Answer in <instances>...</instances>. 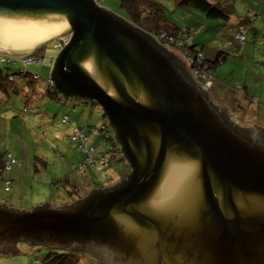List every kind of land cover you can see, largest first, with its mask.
<instances>
[{
    "label": "water",
    "instance_id": "95a60500",
    "mask_svg": "<svg viewBox=\"0 0 264 264\" xmlns=\"http://www.w3.org/2000/svg\"><path fill=\"white\" fill-rule=\"evenodd\" d=\"M0 10L68 19L72 34L59 40L51 77L65 97L102 106L132 168L123 184L65 206L0 205V251L17 249L18 239L48 247L90 240L96 264H240L248 256L264 264L263 128L230 118L252 139L234 131L223 119L230 109L206 97L208 86L97 0H0ZM57 36L0 45V55L22 58Z\"/></svg>",
    "mask_w": 264,
    "mask_h": 264
},
{
    "label": "rangeland",
    "instance_id": "374dc122",
    "mask_svg": "<svg viewBox=\"0 0 264 264\" xmlns=\"http://www.w3.org/2000/svg\"><path fill=\"white\" fill-rule=\"evenodd\" d=\"M97 1L116 15L127 17V11L121 5V0ZM158 1L168 7L169 19L191 27L193 35L188 42L196 41L197 47L209 59H214L219 50L227 55V58L210 72L212 77L215 79L219 77L227 83L238 86L239 89H243L240 85L244 84L250 86V90L264 88V19L250 12L246 2L256 5L261 0H237V8L234 12H229L230 16L227 19H212L194 7L177 6V0ZM71 34L70 26L55 37L57 40L32 49L30 53L33 57L43 59L45 62L36 60L26 63L24 58H20L9 59L4 63L0 60V65L7 67L11 73L24 67L25 71L40 77L37 81L44 88L47 86L54 59L59 51L56 49L60 45L59 40L67 39ZM241 34L245 36L242 41L237 39V36ZM188 57L182 60L189 66ZM203 83L208 85L206 81ZM22 84V80L16 83L17 86ZM217 86L219 87V84ZM217 86H214L213 91L216 92ZM235 86L233 87L235 90L242 92ZM24 91L25 88L21 93ZM47 91L48 89L44 97H37V99L34 98L35 92L32 89L25 96L8 97L0 93L5 101H0V156L11 152L13 156L21 160V163L15 165L12 170L5 171L6 177L14 179L11 180L12 191H6L3 181L0 180V203L23 211L33 210L38 206L46 205L47 202L59 207L67 204L69 195L58 184L52 185V181L56 179L53 176L62 179L69 173L71 161L78 164L83 159L85 152L79 147L81 140L72 138L77 127H85L87 132H90V128L96 127L99 130L98 135L91 134L87 146L93 145L96 149H100L103 145L106 120L98 103H87L82 99H67L62 102V100L52 99ZM224 101L228 103L229 100L225 98ZM36 103L39 110L30 111V107ZM262 103L259 110L256 108V112L264 118V102ZM220 106L225 107L223 104ZM7 107L11 109L12 114L7 113ZM25 107H28L29 111L25 112ZM5 113L8 119H5ZM234 113L238 115L241 122L245 121V115L242 112ZM66 114L70 116L71 121L64 123L62 118ZM9 115H16L13 122V118ZM259 120L261 119L258 118L256 121ZM110 143L112 144L111 141ZM108 154L111 155V151ZM122 157L123 154L119 151L107 164L95 162L89 166L90 175L87 171L80 174L74 172L75 174L72 175H75L73 178L79 188H75V195L70 199L71 203L84 198L94 189L114 185L123 180L125 165ZM44 161H46L45 165ZM17 249L16 252L8 253L0 251V264H39L36 262L37 259L42 260L48 253V249L43 246L38 247L22 242L18 243ZM84 255L78 257L77 264H96L93 259Z\"/></svg>",
    "mask_w": 264,
    "mask_h": 264
},
{
    "label": "trees",
    "instance_id": "16d2710c",
    "mask_svg": "<svg viewBox=\"0 0 264 264\" xmlns=\"http://www.w3.org/2000/svg\"><path fill=\"white\" fill-rule=\"evenodd\" d=\"M121 5L125 7L127 11V17L126 16L121 17L119 15L118 16L121 19H123L125 22L130 24L133 28L142 32L149 40L157 44L161 50H163L172 58L176 66L179 69H181L182 72L185 74L186 78L189 79L194 84H197L195 78H198L201 81H205V79L202 76L198 75V77H195V74H193L194 69H198L203 73L211 74L210 72L214 71L223 62V60L227 58V55L219 50L217 56L214 59H209L203 53L202 50L198 49L193 44V42L189 43L188 40L193 35L191 27L189 25H181L180 23L169 19L167 15L168 7L163 3H161L160 1L121 0ZM177 6H184L185 8L194 7L196 9L201 10L203 13H205L207 17L212 19H218V18L227 19L230 16L228 8L224 3L220 1L215 2L214 0H177ZM237 39L241 41L243 40L238 37ZM193 55H196V57L192 61L189 60L190 61L189 66L186 65V63L184 62V60H182V58L184 59L185 57L187 58L188 56L190 57ZM31 57L35 59L33 55ZM50 61L52 62L51 59ZM4 62H7V60L3 61L2 63ZM25 73H26L24 75L25 77L28 76V78L30 77L33 78V73L29 71H26ZM21 75L22 74L20 72V69L11 73L7 67H3L2 65H0V91L4 93L11 92L12 94L14 92L18 93L19 86H17L16 83L17 81L21 80L20 79ZM10 76H14V80H10ZM213 87H212V93L210 94L206 92L205 95L216 106V104L214 103L216 92L213 91ZM49 88L50 90L48 91V93L50 97L61 100L60 91L56 87H49ZM19 94H16V96ZM19 96L22 95L20 94ZM82 100L91 101L94 104L98 103L94 99L82 98ZM98 105L100 104L98 103ZM38 109L39 108L37 107H30V111L32 112H36L38 111ZM102 110H103L102 114L106 120L105 121L106 123L104 125L105 126L104 135H107L108 139L112 142L114 148L112 156H115L116 152H119L122 149L121 142L118 139L117 134L115 135L116 130L114 129L115 133L112 130L113 129L112 124H110V120L106 115L104 109ZM24 111L25 112L29 111V108L25 107ZM230 118L231 117L224 111L223 119L225 120L226 124L229 125L231 128H233L234 131L244 135L247 139H252L251 138L252 132L250 130L235 125L234 123H232ZM110 127L112 129H110ZM261 141L263 142L262 144L264 145V137L261 139ZM6 159L15 160V162L11 163L10 168H7L5 165ZM122 159L125 160V157H122ZM20 163L21 160L13 156L11 152H6L2 156V163L0 165V180L3 181L4 185L7 181H9L10 182L9 187H11V182H12L11 179L6 177L7 172L5 171L10 169L12 170L15 167V165ZM43 164L45 165L46 161H44ZM128 179H129V175L127 180ZM124 182L120 184H123ZM54 184L55 185L58 184L69 195L70 199L72 198V196L75 195V188H79V185L75 182L74 178H72L71 175L65 176L62 179L60 178L54 179V181H52V185ZM5 187L6 185L4 186V188ZM70 199L67 201L68 203L66 205L71 204L72 201H70ZM19 242L28 245H37L38 247L43 246L48 249L47 255L42 260L39 261V259H37L36 262L39 261L40 264H77L79 261L78 260L79 256L86 254L84 256L87 257L88 253L95 255V253L97 252L93 248L94 244H92L90 240H84L81 243L77 242L72 245H67L63 247H48L43 244H35V243L29 244L22 239L17 240V245ZM16 251L17 249H13L10 250L9 252H16ZM96 255L95 257H97ZM98 262H99L98 264H101L100 260H98Z\"/></svg>",
    "mask_w": 264,
    "mask_h": 264
},
{
    "label": "crops",
    "instance_id": "0c3cea01",
    "mask_svg": "<svg viewBox=\"0 0 264 264\" xmlns=\"http://www.w3.org/2000/svg\"><path fill=\"white\" fill-rule=\"evenodd\" d=\"M214 1L215 2L216 1H220V2L224 3L226 5V7L228 8L229 12H234V10L237 8L236 7L237 6L236 5L237 0H214ZM243 1H246V0H243ZM246 2L248 4V8H249L250 12H254L255 15L261 16V19H264V0H261L260 2L258 1L256 5H254V4H252V3L248 2V1H246ZM193 44L197 47L198 43L196 41H193ZM212 78H213V82H214L213 86H217V84H219V87L217 86V88H216L215 101L214 102H216L218 105H220V104L221 105L222 104L226 105L230 109V112H231L230 113L231 114L230 117L237 124H239V125H241L243 127H247L249 125L253 126L256 123L259 127L264 129V121H261L264 118H261V116L257 115V112H256V108H257V110H259L261 108V105H263L262 102H264V88H261L260 90H257V89L252 90L251 89L252 90L251 91L250 90V86H247V85L244 84L242 86L243 89H239L238 86H235V85H232L230 83H227L226 81H224L223 79H220L219 77L217 79H215L214 77H212ZM20 79L22 80L23 84L18 87L19 88V92L18 93H16V92H14L13 94L11 92H7V93L6 92L5 93L4 92H0V93L5 94L8 97H11L12 95L15 96L16 94H19V93L22 96H25V94L28 93V91L32 89L35 92L34 98L37 99V97H44L46 95V89H48V91L50 90V88L48 87L47 84H46L47 86L44 87V88L42 86H40L41 84L37 81L39 79L36 80V79L31 78V77L28 78V76L27 77L23 76ZM21 80H19V81H21ZM246 82H247V80L245 79V83ZM27 85H28V87H26ZM234 86H235L236 89L241 90L242 92L235 90L233 88ZM22 87L25 88V91L23 93H21L24 90V88H22ZM256 91H257V93H256ZM210 92L212 93V88H211ZM256 94H258V95H256ZM51 98L53 99V97H51ZM225 98L227 100H229L228 103L224 101ZM70 99H77V98H70ZM0 101L5 102L2 99V96H0ZM230 104H231V106H230ZM31 107H37L38 108L37 103L35 105H32ZM235 111H238V112L240 111V113L242 112V114L245 115L244 116L245 117L244 118L245 121L241 122L240 119H238V115L236 116V113H234ZM7 113L8 114H12L13 113L9 107H7ZM5 116H6L5 119L9 118L6 113H5ZM10 117L13 118V120H12V122H13L15 120L16 115L10 116ZM258 118L261 119V120H259L257 122L256 120H258ZM1 163H2V154L0 156V165H1ZM123 163L125 165V172L122 175V177H125V176H127L129 174L130 165L127 162V159H125L123 161ZM73 164H75V162L71 161V165H70V169L71 170L66 175V176H68V175L71 174L72 178L75 176V175H72V174H75L73 172V169H72V165ZM70 172H72V173H70ZM87 173H88V171H87ZM88 174L90 175V173H88ZM53 178H59V177L53 176ZM11 180L13 181L14 179H11ZM10 191H12V188H10L9 192ZM0 205H6V204L5 203H0ZM6 206L9 207L8 205H6ZM10 207H12V206H10Z\"/></svg>",
    "mask_w": 264,
    "mask_h": 264
},
{
    "label": "bare ground",
    "instance_id": "6f19581e",
    "mask_svg": "<svg viewBox=\"0 0 264 264\" xmlns=\"http://www.w3.org/2000/svg\"><path fill=\"white\" fill-rule=\"evenodd\" d=\"M70 27L66 17L0 10V45L30 46ZM238 37V36H237Z\"/></svg>",
    "mask_w": 264,
    "mask_h": 264
},
{
    "label": "built area",
    "instance_id": "2783aa9c",
    "mask_svg": "<svg viewBox=\"0 0 264 264\" xmlns=\"http://www.w3.org/2000/svg\"><path fill=\"white\" fill-rule=\"evenodd\" d=\"M238 38L244 40V36L243 35L238 36ZM195 57H196V55H193V56L188 57V59L190 61H192ZM0 60L3 62V61H6V60H9V59L7 57H5V56H0ZM33 61H35V59H33L31 56H27L25 58V62L26 63H30V62H33ZM20 72H21L22 75L26 74L25 73L26 72L25 68L24 67L20 68ZM193 74H195V76H197V77H198V75L202 76L206 80L208 85L211 84V78H210V76L207 73H203V72H201L198 69H194V73ZM35 78H38V76L36 75ZM10 80H14V76H10ZM48 82H49L50 85H54V83H53V81L51 79L48 80ZM69 120H70V118H69L68 115L63 117V122H67ZM90 129H91L90 132H87V129L85 127L76 128L74 130V133L72 134V138L73 139L81 140L80 144H79V147H80L81 150H83L85 152V153L83 152L84 156H83L82 162L78 166H74V169L77 172L86 170L89 165L95 163L96 161H102V162H108L109 161L108 152H109L111 146H110L106 136L103 137V145H101L100 149H96V147L93 146V145L87 146L88 145V141L91 138V134L98 135V132H99V130L96 127H92ZM13 162H15V160L6 159L5 160L6 167L10 168L11 167V163H13ZM5 185H6V190H8L10 188L9 187L10 182L7 181L5 183ZM38 263L40 264L39 261H38Z\"/></svg>",
    "mask_w": 264,
    "mask_h": 264
},
{
    "label": "clouds",
    "instance_id": "9594fccd",
    "mask_svg": "<svg viewBox=\"0 0 264 264\" xmlns=\"http://www.w3.org/2000/svg\"><path fill=\"white\" fill-rule=\"evenodd\" d=\"M100 3V2H99ZM101 4V3H100ZM118 16V15H117ZM60 46V45H59ZM59 46H57L56 48L57 49H59L60 47ZM0 56H5V55H0ZM27 56H32V54H29V55H26V56H24V57H22V58H26ZM5 57H7V56H5ZM8 59H14V60H17V59H20V58H11V57H7ZM21 58V59H22ZM36 60H40V61H43V62H45L43 59H35V61ZM209 76H210V78H211V81L213 82V78H212V75L211 74H209V73H207ZM25 75V74H24ZM24 75H21V77L20 78H22ZM37 74H33V79H39V76H38V78H35V76H36ZM52 80L53 81V83H54V80L52 79V77L50 76L49 78H48V80ZM48 80H47V85L49 86V87H56V85H55V83H54V85H50L49 84V82H48ZM206 81V80H205ZM202 82H204V81H202ZM211 82V84L210 85H207L208 87H209V89H210V91H211V86H213V83ZM240 87H241V85H240ZM57 88V87H56ZM60 95H61V100H62V102H65V100H67V99H70V98H67V97H65L61 92H60ZM64 97V98H63ZM63 98V99H62ZM101 106V105H100ZM101 108H102V106H101ZM103 109V108H102ZM67 115V114H66ZM66 115H64V116H66ZM63 116V117H64ZM69 116V115H68ZM69 118H70V116H69ZM69 121H71V118H70V120ZM62 122H63V118H62ZM68 122V121H67ZM67 122H64V123H67ZM77 128H83V127H77ZM110 129H112L111 127H110ZM105 130V129H104ZM113 131H114V133H115V130H114V128L112 129ZM115 135H116V133H115ZM107 137V135H103V137ZM107 139H108V137H107ZM108 142H109V144H110V146H111V148H110V150H109V152L111 151V153H113V147H112V144L110 143V140L108 139ZM121 147H122V145H121ZM121 152H122V154H123V157H125V159H127L126 158V156H125V154H124V152L122 151V149L120 150ZM112 155L113 154H111V155H109V161L108 162H102V161H96V162H100V163H103V164H107V163H109L110 162V159H111V157H112ZM83 160V159H82ZM82 160H81V162H82ZM81 162H79L78 164H73L72 165V169H73V172H76L77 174H80V173H83V172H85V171H88V169H89V166L87 167V169L86 170H84V171H79V172H77V171H75V169H74V166H78ZM127 162L129 163V161H128V159H127ZM94 164V163H93ZM92 165V164H91ZM130 165V164H129ZM132 171V168H131V166H130V171H129V173ZM129 175V174H128ZM128 175L127 176H125V177H128ZM124 177V178H125ZM123 178V179H124ZM118 184V183H117ZM117 184H114V185H109V186H103V188H106V187H112V186H115V185H117ZM5 190H6V187H5ZM95 190V189H94ZM6 191H9V189L8 190H6ZM6 206V205H5Z\"/></svg>",
    "mask_w": 264,
    "mask_h": 264
},
{
    "label": "flooded vegetation",
    "instance_id": "af4514ba",
    "mask_svg": "<svg viewBox=\"0 0 264 264\" xmlns=\"http://www.w3.org/2000/svg\"><path fill=\"white\" fill-rule=\"evenodd\" d=\"M195 80L198 81L196 78H195ZM254 133H256V132H254ZM263 135H264L263 133H260V135H258V138L259 139H262L264 137ZM255 136H257V135L255 134ZM127 178L128 177H125L123 180H120L119 184L122 183V182H124V181H127ZM251 258L248 256L246 259L243 260V262H240V264H256L255 259L253 257H251Z\"/></svg>",
    "mask_w": 264,
    "mask_h": 264
}]
</instances>
